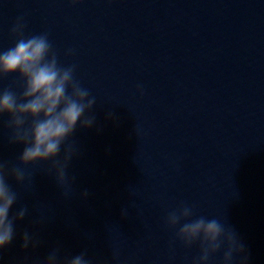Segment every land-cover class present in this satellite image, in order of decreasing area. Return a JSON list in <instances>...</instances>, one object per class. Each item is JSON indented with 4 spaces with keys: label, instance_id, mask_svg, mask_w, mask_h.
Instances as JSON below:
<instances>
[{
    "label": "water",
    "instance_id": "obj_1",
    "mask_svg": "<svg viewBox=\"0 0 264 264\" xmlns=\"http://www.w3.org/2000/svg\"><path fill=\"white\" fill-rule=\"evenodd\" d=\"M18 17L77 66L101 131L74 136L82 155L69 168V198L35 170L33 191L21 190L12 210L29 215L0 264L43 258L57 243L98 259L119 247L124 264H185L195 250H170L162 226L180 201L224 215L250 264H264V0H0V48L13 43ZM21 150L0 143L5 159ZM26 229L43 241L35 253L21 251Z\"/></svg>",
    "mask_w": 264,
    "mask_h": 264
},
{
    "label": "clouds",
    "instance_id": "obj_2",
    "mask_svg": "<svg viewBox=\"0 0 264 264\" xmlns=\"http://www.w3.org/2000/svg\"><path fill=\"white\" fill-rule=\"evenodd\" d=\"M77 5L81 0H68ZM27 23L18 17L9 29L11 46L0 48V83L10 77L9 86H0V143L22 150L14 160L0 154V257L16 238V225L29 209L21 206L12 211L20 191H33L34 172L39 169L50 176L67 199L73 194L75 177L69 175L72 161L81 149L74 136L78 130L101 128L94 109L97 98L77 78V66L64 64L47 31L26 34ZM68 49L65 56L73 55ZM137 91L143 95L140 86ZM106 120L114 121L113 113ZM135 192L130 191L134 197ZM85 191L82 198H87ZM130 207L135 208L134 200ZM37 210V206H36ZM128 208L121 209V218ZM36 223L43 225L44 220ZM162 226L170 233V250L179 246L186 253L185 264H250V253L236 230L223 216L198 214L195 205L180 201L163 217ZM43 245L38 232L24 230L21 251L35 253ZM109 257L96 258L87 250L70 255L57 243L43 257L25 255L19 264H124L122 250L111 247Z\"/></svg>",
    "mask_w": 264,
    "mask_h": 264
}]
</instances>
